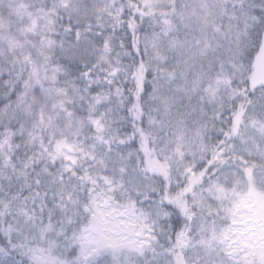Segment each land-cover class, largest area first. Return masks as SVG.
<instances>
[{
    "label": "snow or ice",
    "instance_id": "6c2138e0",
    "mask_svg": "<svg viewBox=\"0 0 264 264\" xmlns=\"http://www.w3.org/2000/svg\"><path fill=\"white\" fill-rule=\"evenodd\" d=\"M0 264H264V0H0Z\"/></svg>",
    "mask_w": 264,
    "mask_h": 264
}]
</instances>
